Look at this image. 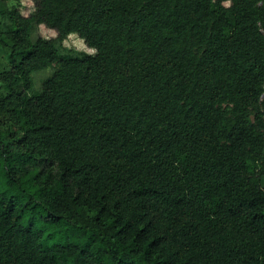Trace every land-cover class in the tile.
I'll list each match as a JSON object with an SVG mask.
<instances>
[{"label": "trees", "instance_id": "1", "mask_svg": "<svg viewBox=\"0 0 264 264\" xmlns=\"http://www.w3.org/2000/svg\"><path fill=\"white\" fill-rule=\"evenodd\" d=\"M13 1L0 264H264V0Z\"/></svg>", "mask_w": 264, "mask_h": 264}, {"label": "rangeland", "instance_id": "2", "mask_svg": "<svg viewBox=\"0 0 264 264\" xmlns=\"http://www.w3.org/2000/svg\"><path fill=\"white\" fill-rule=\"evenodd\" d=\"M12 6L17 5L19 6V10L21 11L22 15L28 17L34 11V3L32 0H16L10 3ZM37 36H41L43 38L53 40L56 39L57 35L54 31L46 28L45 26H36L33 31V37L36 38ZM63 47L67 50L84 53L87 55H95L96 51L89 48L82 39H80L77 35L73 34L67 37L64 42L62 43ZM0 62H5V55L0 51ZM58 68L57 64H52L47 70L42 71L40 73H36L33 75L34 81V89L39 90L42 81L49 77L54 70ZM227 109V106H224ZM251 118H253V112L251 114Z\"/></svg>", "mask_w": 264, "mask_h": 264}]
</instances>
